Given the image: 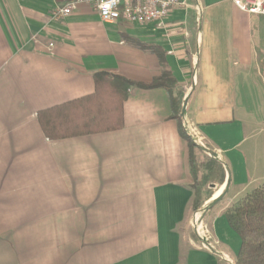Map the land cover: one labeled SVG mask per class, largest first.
<instances>
[{"label": "crops", "instance_id": "0c3cea01", "mask_svg": "<svg viewBox=\"0 0 264 264\" xmlns=\"http://www.w3.org/2000/svg\"><path fill=\"white\" fill-rule=\"evenodd\" d=\"M68 1L0 0V264L234 263L240 239L225 213L264 183V16L186 0L162 26L105 23L86 4L53 19ZM159 55L183 126L222 162L223 199L232 193L203 215L200 244L189 149L165 88L131 86L121 101L106 84L90 114L108 129L95 133L49 139L39 121L94 96L96 74L152 83Z\"/></svg>", "mask_w": 264, "mask_h": 264}, {"label": "trees", "instance_id": "16d2710c", "mask_svg": "<svg viewBox=\"0 0 264 264\" xmlns=\"http://www.w3.org/2000/svg\"><path fill=\"white\" fill-rule=\"evenodd\" d=\"M159 58L163 67L162 74L159 79L150 84L133 83L122 77L115 75L110 76L105 73L96 74L94 76L96 85V94L94 96L39 114V121L44 134L49 139L55 140L108 129L97 127L96 125H99V123H96L97 118L90 114L91 107L100 104L98 97L102 95V87L106 84H109L111 88L118 86L122 89L121 101L126 97V90L131 86H136L141 89L163 87L170 94L171 117L177 121L180 137L187 142L190 172L192 178L196 180L194 150L197 149L198 146L183 126L181 107L177 99L174 98L171 93L175 83L174 79L166 70L162 56L159 55ZM75 106H77V109L79 108L85 111V115L80 114L75 116L72 113V108ZM194 197V204H196L198 202L197 198L199 197L198 189H196ZM225 218L229 228L235 232L240 239V247L234 264H264V183L237 200L226 211Z\"/></svg>", "mask_w": 264, "mask_h": 264}, {"label": "built area", "instance_id": "2783aa9c", "mask_svg": "<svg viewBox=\"0 0 264 264\" xmlns=\"http://www.w3.org/2000/svg\"><path fill=\"white\" fill-rule=\"evenodd\" d=\"M230 1L245 13L264 16V0ZM83 4L92 7L105 23L124 21L132 24L154 23L157 26H162L174 9L187 6L186 0H69L53 12V19L67 17ZM194 9L197 14H202L198 2ZM228 262L234 264L230 260Z\"/></svg>", "mask_w": 264, "mask_h": 264}, {"label": "rangeland", "instance_id": "374dc122", "mask_svg": "<svg viewBox=\"0 0 264 264\" xmlns=\"http://www.w3.org/2000/svg\"><path fill=\"white\" fill-rule=\"evenodd\" d=\"M187 133L190 135L188 131ZM196 151L198 152V148L194 150L196 180H194V178L192 180V189L194 191V194L196 189L199 190V197L197 198L198 202L193 206V211L190 219V223H191L190 232L194 242L200 244L201 243L200 237L204 235L207 236L206 228L202 223L203 215L208 210L212 209V207L208 204L206 205L204 201L207 202L208 199H210L217 192L220 185L223 183L222 181L226 176V172L222 167V162L219 161L217 158L213 159L208 154H205L200 150H199L200 152L197 153L198 155H195ZM231 194L232 193L230 192L225 196L224 199L222 198L223 200L218 204L219 206L218 208L224 207L228 203Z\"/></svg>", "mask_w": 264, "mask_h": 264}, {"label": "water", "instance_id": "95a60500", "mask_svg": "<svg viewBox=\"0 0 264 264\" xmlns=\"http://www.w3.org/2000/svg\"><path fill=\"white\" fill-rule=\"evenodd\" d=\"M228 179H227V182L225 184V188L224 190L219 194V196H217L216 198L212 199L208 205H210L211 207L215 206L219 201L222 200V198L224 197L225 193H226V187L228 185Z\"/></svg>", "mask_w": 264, "mask_h": 264}, {"label": "bare ground", "instance_id": "6f19581e", "mask_svg": "<svg viewBox=\"0 0 264 264\" xmlns=\"http://www.w3.org/2000/svg\"><path fill=\"white\" fill-rule=\"evenodd\" d=\"M224 188H225V183H224ZM224 188H223V190H224ZM221 190H222V188L220 187V189H218L217 192L214 194L213 199L216 198L217 196H219L218 194L220 193ZM223 190H222V191H223ZM222 191H221V192H222ZM215 196H216V197H215Z\"/></svg>", "mask_w": 264, "mask_h": 264}]
</instances>
